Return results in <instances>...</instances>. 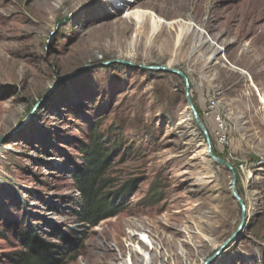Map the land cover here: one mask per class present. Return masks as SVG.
<instances>
[{"label":"rangeland","instance_id":"1","mask_svg":"<svg viewBox=\"0 0 264 264\" xmlns=\"http://www.w3.org/2000/svg\"><path fill=\"white\" fill-rule=\"evenodd\" d=\"M162 65L188 78L246 207L239 240L210 264H264V0H0V264H18L33 237L54 252L50 264H97L121 254L111 234L132 222L153 244L149 264H204L237 230L230 173L206 157L183 81L137 68ZM95 142L98 188L128 192L119 214L89 228L76 177Z\"/></svg>","mask_w":264,"mask_h":264},{"label":"trees","instance_id":"2","mask_svg":"<svg viewBox=\"0 0 264 264\" xmlns=\"http://www.w3.org/2000/svg\"><path fill=\"white\" fill-rule=\"evenodd\" d=\"M214 153V151H213ZM89 163L85 175L76 177L78 192L82 199L81 217L83 222L89 227H96L101 221L115 217L122 209V196L126 194L127 186L113 197L102 194V189L98 188V177L104 165L102 149L95 142L91 151L86 156ZM32 247L30 253L25 254L18 264H50L54 257V252L38 237L31 239Z\"/></svg>","mask_w":264,"mask_h":264},{"label":"water","instance_id":"3","mask_svg":"<svg viewBox=\"0 0 264 264\" xmlns=\"http://www.w3.org/2000/svg\"><path fill=\"white\" fill-rule=\"evenodd\" d=\"M110 63L113 64H123V65H127V66H131V67H136L134 66L132 63L129 62H125V61H111ZM109 63V64H110ZM107 64L101 65V66H105ZM137 68L143 69V70H147V71H151V72H156V73H163V74H168V75H173L176 76L178 78H180L183 83H184V96H185V101L186 104L189 106V112L191 114V119L194 122V125L196 126V128L200 131L202 137H203V141L206 144V157L211 160L213 163H215L217 166L223 167L226 171H228L230 173L231 176V181L229 183V188H230V192H231V196L232 199L238 204V206L240 207L241 210V221L240 224L237 228V230L228 238L226 239L221 245L220 247L214 252V254L208 258L204 264H210L212 263L214 260H216L217 258H219L229 247H231L234 243H236L241 234L242 231L245 227L246 224V207L244 205V202L242 200V198L240 197V195L238 194L237 190H236V182H237V175L235 172V169L229 164L227 163L225 160L217 157L213 151H212V147L209 141V137H208V133L205 129V127L201 124L198 114L195 110V107L191 101V96H190V88H189V81L188 78L185 76V74L177 69H173L169 66H137ZM80 72L79 71H75L71 74H68L62 78H59L55 84H53L48 91L45 93V95L35 104V106L33 107V109L31 110L28 118L25 120V122H23L21 125H19L18 127H16L14 129V131L11 132V134L8 137H12L15 134H17L18 132H20L24 126L26 125L27 121L34 115V113L42 106V104L51 96V94L54 92V90L58 87V85L60 83L63 82H67L69 80L74 79ZM7 137V138H8Z\"/></svg>","mask_w":264,"mask_h":264},{"label":"bare ground","instance_id":"4","mask_svg":"<svg viewBox=\"0 0 264 264\" xmlns=\"http://www.w3.org/2000/svg\"><path fill=\"white\" fill-rule=\"evenodd\" d=\"M131 2V1H129ZM142 13H138L135 12L134 16H135V20L136 21H146V19L142 17ZM152 21V27H151V33H154L157 31L158 26L156 25V20L153 19ZM223 48H217L216 52L221 51ZM185 109H189V106L186 104ZM140 226V225H139ZM138 225H136L135 223H126V224H121L118 228H116L112 234L111 237L113 238V240L115 241V244L118 248H120V255L113 253L112 250H107L104 253H102L99 256V259L96 260L97 264H111L114 261H117L120 256H122L123 252L128 253V260H127V264H141L139 262V259H142L144 261V264H149V254H147V251L149 249L153 250V244L152 242L149 240V238L147 236H145L144 234H142L140 232V227ZM128 228L130 230V232L125 233L124 229ZM120 235H124L125 236V240L124 242H128L129 243V249L126 251H124L123 248V243L120 240ZM134 240L137 241V247L136 248H131L130 243L132 244L134 242ZM151 250V251H152ZM174 251V248H173ZM173 253V252H172ZM134 260V262H133ZM95 263V261H94Z\"/></svg>","mask_w":264,"mask_h":264},{"label":"built area","instance_id":"5","mask_svg":"<svg viewBox=\"0 0 264 264\" xmlns=\"http://www.w3.org/2000/svg\"><path fill=\"white\" fill-rule=\"evenodd\" d=\"M216 104H217V102H216V100L214 98L209 99L207 101V103H206V108H205V111H204V115L205 116L212 115L213 111H214V109L216 107Z\"/></svg>","mask_w":264,"mask_h":264}]
</instances>
